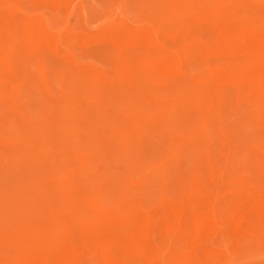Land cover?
<instances>
[{
  "label": "rangeland",
  "instance_id": "rangeland-1",
  "mask_svg": "<svg viewBox=\"0 0 264 264\" xmlns=\"http://www.w3.org/2000/svg\"><path fill=\"white\" fill-rule=\"evenodd\" d=\"M47 1L32 0L35 15L27 21L0 17V115L9 108L5 104L11 91L25 98L26 108L21 124L0 118V264L24 261L25 253L17 247L24 238L41 237L45 246L39 244V250L47 246L54 252L99 227L122 225L140 213L155 216L178 201H192L209 173L231 180L232 197L264 184L258 121L225 90L213 91L205 111L190 113L182 97L159 89L151 74L127 80L110 94L55 72L41 74L34 86L20 84L18 78L41 53L35 18L49 16ZM72 1L73 18L83 13L92 35L124 23L180 25L195 14L230 15L247 6V0H201L193 6L178 0ZM249 1L264 13V0ZM185 24L190 35L186 47L197 73L213 70L201 54L204 42ZM73 25L67 29L79 35ZM191 89L200 93L197 85ZM229 206L227 221L233 218ZM181 246L172 264H223L215 258L202 263L188 259ZM231 248L232 264H264L260 236L245 237L239 248Z\"/></svg>",
  "mask_w": 264,
  "mask_h": 264
},
{
  "label": "bare ground",
  "instance_id": "bare-ground-1",
  "mask_svg": "<svg viewBox=\"0 0 264 264\" xmlns=\"http://www.w3.org/2000/svg\"><path fill=\"white\" fill-rule=\"evenodd\" d=\"M178 1L193 6L201 0ZM247 1L243 2L246 8L230 15L195 12L190 21L180 25L157 21L145 28L140 22L124 23L103 34L92 35L87 31L83 13L73 18L76 9H72V0H49L45 4L49 16L35 18L40 27L41 53L31 61L30 71L18 75V79L20 84L30 87L39 83L41 74L55 72L87 81L90 87L110 94L127 80L151 74L159 89L182 97L190 113L202 107L205 111V105L214 99L213 91L218 88L229 92L235 102L255 116L264 141V13ZM171 3L167 6H172ZM35 9L32 0H0V17L9 22L27 21L29 15H35ZM73 22L79 35H71L67 29ZM185 23L192 25L204 42L201 54L209 61L212 71L197 73L193 54L186 47L190 35L183 27ZM80 59L91 65L81 63ZM191 85L199 86L200 95ZM9 95L5 104L9 108L2 111L0 118H5L7 124L11 121L21 124L26 118L25 98L14 91ZM199 96L202 101L196 102L194 97ZM202 183L199 197L192 201H178L155 216L140 213L122 225L99 227L76 240L66 241L54 252L47 246L39 250L41 237L21 239L17 247L25 253V258L20 264H172L181 245L187 258L196 262L215 258L220 263L232 264L233 244L239 248L245 237L264 239V184L256 188L253 184L254 189L245 193L234 191L232 197L231 180L226 177L209 173ZM227 206H233L230 221L225 217Z\"/></svg>",
  "mask_w": 264,
  "mask_h": 264
}]
</instances>
